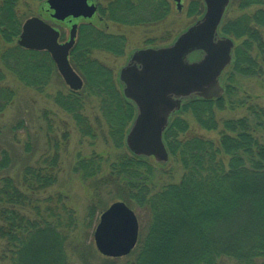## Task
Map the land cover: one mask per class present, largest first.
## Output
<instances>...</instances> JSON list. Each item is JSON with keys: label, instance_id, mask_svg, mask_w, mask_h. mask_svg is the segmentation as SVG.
<instances>
[{"label": "trees", "instance_id": "obj_1", "mask_svg": "<svg viewBox=\"0 0 264 264\" xmlns=\"http://www.w3.org/2000/svg\"><path fill=\"white\" fill-rule=\"evenodd\" d=\"M17 3L18 0H0V37L6 43L15 41L13 46L0 50V82L5 70L26 87L42 92L56 68L46 51L28 50L16 44L22 26L16 13ZM230 5H237L242 11L257 9L222 22L223 34L241 39L233 51L224 94L235 91L236 74L257 77L264 69V0H231ZM97 12L100 20L148 26L165 17L168 3L107 0L106 5H98ZM124 46L123 35L104 32L90 22L80 24L69 61L80 74L83 87L52 96L78 131L92 138L94 130L82 112L87 101L94 98L100 114L96 127L100 130L102 121L105 137L116 147L134 118L135 106L116 86L112 70L94 59L92 53L97 50L120 55ZM13 97L12 89L0 84V113ZM223 102V96L210 101L196 97L186 101L179 112L191 111L198 122L213 130L217 123L212 106L221 107ZM248 111L249 116L223 121L218 146L199 137L180 140L187 125L174 115L164 130L163 141L169 156L179 163L182 175L179 181L163 184L157 190L147 184L154 174L152 157L119 154L107 160L109 173L99 178L96 176L103 169L101 159L78 161L75 171L85 181L90 180L94 189L126 179L124 182L135 193L133 198L146 216V229L139 231L132 252L105 259L106 264H117L118 260L121 264H224L225 259L232 264H264V140L256 134L264 126V108L251 105ZM45 114L46 151L36 155V144L27 142L22 154L13 147L17 144L14 137L7 141L8 134H3L5 138H0L7 143L1 149L0 168L8 165L0 173V264H71L69 253L83 262L88 257L85 253L89 249L85 250L76 239L80 221L67 206V198L60 192H48L57 182L60 153L58 141L50 134L53 125ZM22 124L23 119L11 126L9 133H15ZM1 132L0 126V136ZM221 153L229 157L227 164ZM14 166L19 168L13 169ZM126 204L132 208V203ZM86 216L89 224L93 217Z\"/></svg>", "mask_w": 264, "mask_h": 264}, {"label": "rangeland", "instance_id": "obj_2", "mask_svg": "<svg viewBox=\"0 0 264 264\" xmlns=\"http://www.w3.org/2000/svg\"><path fill=\"white\" fill-rule=\"evenodd\" d=\"M92 1L95 5L97 3L104 6L107 3V0ZM166 1L168 3V12L165 17L159 23L148 26H126L108 20H100L98 12L91 19L67 18L64 21H56L50 18L49 15L42 10L43 0H18L16 13L22 23L33 16L47 21L59 30L60 33H63V38H61L60 41H66L68 39L72 23H76L79 26L85 22H90L104 32L114 35H123L125 37V46L122 54L112 55L97 50L92 53L94 59L112 70L116 86L121 90V85H119L117 79L119 70L126 65L132 52L138 49L168 46L180 33L200 19L205 11L203 0H182V9L180 11L176 9L172 0ZM256 9L257 7H249L242 11L237 5H230L217 30L218 36L232 39L235 48L241 39L223 34L221 32L222 22L226 18H236L245 13L250 14ZM261 30L264 39V27H262ZM14 44L15 41L13 43H6L0 37V50L11 47ZM200 57L201 54L195 51L187 56V60L192 62L193 60H198ZM232 62L226 68L223 77L220 79V84L224 87H227L228 85L227 76L230 73L229 67L232 65ZM3 75L4 79L0 84L12 89L14 97L0 113V126L2 127V135L0 138H3L5 134H8L6 137L7 141L11 137H14L17 144H14L13 147L16 150L21 151L20 153L22 154H24L22 149L27 142L36 144L35 151L37 148L39 149L36 152V155L41 151H46L48 148V140L45 137L46 121L43 120L44 112L46 113L45 116L47 120L49 119L53 125L50 134H53L52 137H55L58 141V150L60 153V162L56 174L57 182L48 189V192H60L67 198V206L73 210L80 221V227L76 232V239L78 238L79 241L82 242L85 250L87 248L89 249V252L87 251L85 253V255L88 256L85 262L76 258V254L73 256L72 253H69L70 262L71 264H106L105 259L112 258H107L101 255L96 250L93 241V231L99 220L101 211L117 201L132 203L134 206H132V204H130V206L138 218L139 227L141 226V228H139L140 232H144L146 229V216L145 213L140 210V207H138L135 198H133V194L135 193L126 185V179H124L125 182L123 179H119L112 186L104 185L94 189L90 185V180L85 181L81 176V173L75 171V166L80 159L96 157L97 159H101L103 164L102 172L96 177L99 178L100 176L108 175V165H105L108 159L111 160L123 153L130 154L125 145V136L127 132L123 135L122 142H120L121 144L118 147L112 144L104 135L106 134L104 123L101 121L100 130L96 127L95 121L98 122L100 114L96 107L95 99L91 97L89 99L90 101H87L88 104L85 105L82 113L87 117L90 126L94 130V135H91L94 137L83 136L78 131V128L71 117L64 113V111L53 102L52 96L56 93L66 94L70 91L57 70L53 72L50 83L42 90V92H37L26 87L5 70L3 71ZM233 80L235 91L223 94V106H212L211 113L217 123L216 129L210 130L205 123L198 122L196 115L191 111H180L175 114L187 125L185 133H182L179 136L180 140H184L189 136L199 137L211 140L214 142L215 146H218L220 132L223 130V121L249 116L250 112L248 111V108L251 105H255V108H258L259 106L264 108V69L257 77H246L244 75L236 74ZM21 119L24 120V124L19 125L15 133H9L11 126L17 124ZM256 132L257 136L264 140V126L259 127ZM63 135L66 136V139L64 140ZM36 137H38V139ZM105 139L107 140L105 141ZM5 144L7 143H4L1 139L0 157L2 155V146H5ZM8 152L10 153L11 151L8 150ZM220 157L223 162L227 164L229 157L223 153L220 154ZM151 160L152 159H149V161ZM151 164V171H153L154 174L148 180L147 184L152 190H157L163 184L168 182L174 183L180 180L182 169L179 163L175 161L171 155L169 156L168 162L165 164L156 163L154 160ZM7 167L0 168V173H2L4 169H7ZM17 168H19V166L13 167V169ZM14 173L15 172L13 171L12 174ZM86 215H88V218L90 219L93 217L92 222L89 224H86ZM2 248L3 242L0 241V254ZM223 263L232 264V262L227 259L223 260ZM117 264H121V260H118Z\"/></svg>", "mask_w": 264, "mask_h": 264}, {"label": "water", "instance_id": "obj_3", "mask_svg": "<svg viewBox=\"0 0 264 264\" xmlns=\"http://www.w3.org/2000/svg\"><path fill=\"white\" fill-rule=\"evenodd\" d=\"M182 9L181 0H172ZM205 11L200 19L165 47L138 49L131 53L119 70L118 82L123 96L136 108L125 136V145L134 156L152 157L156 163L168 162L163 132L169 117L178 111L182 100L200 97L218 99L224 94L220 77L232 62L234 42L218 36L230 0H203ZM42 10L56 21L66 18L89 19L96 12L92 0H45ZM76 23L70 26L68 39L60 41V32L47 21L33 16L21 27L16 44L24 49L46 51L57 72L72 91H79L83 80L69 61V52L77 35ZM201 52L198 60L187 56ZM139 236L135 212L122 201L110 204L99 215L93 231L96 250L107 258L129 255Z\"/></svg>", "mask_w": 264, "mask_h": 264}, {"label": "flooded vegetation", "instance_id": "obj_4", "mask_svg": "<svg viewBox=\"0 0 264 264\" xmlns=\"http://www.w3.org/2000/svg\"><path fill=\"white\" fill-rule=\"evenodd\" d=\"M98 5H99V4L96 3V12H95V14L97 13ZM95 14H94V15H95ZM94 15H93V16H94Z\"/></svg>", "mask_w": 264, "mask_h": 264}]
</instances>
